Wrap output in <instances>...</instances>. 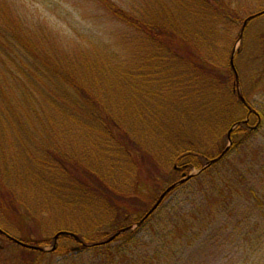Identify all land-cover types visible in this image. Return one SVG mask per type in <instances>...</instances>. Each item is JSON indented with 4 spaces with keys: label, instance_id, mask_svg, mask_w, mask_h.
Wrapping results in <instances>:
<instances>
[{
    "label": "trees",
    "instance_id": "1",
    "mask_svg": "<svg viewBox=\"0 0 264 264\" xmlns=\"http://www.w3.org/2000/svg\"><path fill=\"white\" fill-rule=\"evenodd\" d=\"M94 1L104 4L109 16L126 26L130 32L127 35L120 33L119 38L123 45L131 48V52L143 48L146 54L142 58L133 57L116 68L119 58L100 40L90 39L92 49L78 46L70 50L61 44L53 45L50 41H55L54 36L47 33L44 26H31V21L25 22L10 9L9 4L0 0V52L8 61L3 65L5 71L0 68V142H5L0 146L7 145L14 151L26 149L36 161L28 160L22 164V172L3 171L0 174V191L4 199L0 203V215L4 217L11 213L19 217L28 213L19 199L22 191L11 195L6 188L10 180L21 175L27 180L32 172L30 169L34 168L38 174L36 179H46L41 187L38 186L50 198L49 209L61 189L70 188L76 198L77 195L80 197V203L95 202L103 206L105 219L110 220L108 224L114 223L112 226L119 231L123 226L118 222L123 218H120L123 210L116 205V197L120 193L110 185L115 176L111 170L115 166L123 168L126 165L138 173L137 169L143 168L144 163L152 162L157 173L163 172L165 177L164 185L157 192L159 197L172 184L169 183L171 179L181 178L194 169L199 171L206 162L218 157L223 151L222 145L227 143L228 130L246 110L231 92V83L233 90L235 85L228 57L233 41L231 38L224 41L221 37L223 24L232 23L229 13L232 25L243 23L230 6L218 5L219 0H148L150 4L146 5L145 14L140 17L139 11L131 13L105 0ZM227 45L230 46L225 55ZM87 51L92 53L87 54ZM96 64L99 69L94 66ZM97 70L103 81L102 93L91 85L89 79V75L93 76ZM193 85H210L214 89L212 92L222 93L218 95L229 103L218 106L223 111L221 117L217 116L218 122L210 113L199 120H195L193 115L189 120L187 109L186 114L182 113L188 87ZM195 94L196 91L191 92L190 96ZM227 106L230 112L224 110ZM234 111L238 116L231 114ZM241 126L243 131L234 134L237 139L231 136L229 151L217 163L188 181L202 179L203 184L197 188L187 211L181 215L176 211V215L172 212L174 207L170 210L162 205L146 218L144 213L136 231L122 235L125 236L121 246L124 250L109 247L119 237L108 244L77 249L84 252L87 248L93 253L92 257L97 260L89 261L90 264H168L177 249L192 243L197 237L194 235L196 231L210 230L220 217L221 220L227 217L238 220L243 216L230 232L233 235L240 230L239 226L246 220L252 223L239 234L240 241L232 247L234 253H242L244 257L241 263L236 264H256L254 260L250 262L254 254H259L262 261L264 247L257 246H264V231L259 228L260 218L264 219V146L254 145L253 131ZM141 128L147 134H139L137 130ZM11 136L14 137L11 139ZM169 142H172L171 146ZM163 143L166 150L162 149ZM88 147L93 149L92 159L87 158ZM4 148H0V162L4 161L0 164L8 168L10 164L3 157ZM211 148L213 152L209 154ZM46 152L48 154L42 159L40 153ZM22 158L20 153L15 156L19 162ZM108 159L116 163H108ZM210 170L211 174L208 173ZM54 183L58 189L56 195L44 190L46 186L54 188ZM177 190L171 191L165 199ZM197 196L199 198H195ZM237 199L241 200L237 203L246 213L240 214L234 208L232 211L236 215L229 213L231 204ZM39 220L35 223L43 234L42 241L52 242L51 248L54 247L50 252L17 245L15 241L43 248L34 243L40 241L39 238H15L12 229L15 225L20 228L18 222L13 224L5 217L3 222L8 229L0 225V242L15 246L12 264H40L47 257H63L68 252L59 251L58 243L62 239L83 242L81 234L67 229L63 218L44 225ZM226 223L227 219L224 225ZM140 228L148 233V243L142 237L133 240L130 236L140 232ZM48 229L72 233L79 241L61 236L54 244ZM175 230L179 234H174ZM58 232L53 231V234ZM150 244L154 248L151 249ZM71 252L65 256V262L79 264L83 259L70 255ZM222 255L230 256L226 250Z\"/></svg>",
    "mask_w": 264,
    "mask_h": 264
},
{
    "label": "rangeland",
    "instance_id": "2",
    "mask_svg": "<svg viewBox=\"0 0 264 264\" xmlns=\"http://www.w3.org/2000/svg\"><path fill=\"white\" fill-rule=\"evenodd\" d=\"M1 1L6 5L9 4L8 6H11L10 9H12V11L17 16L25 19V22L27 21L29 23L31 21L29 23L31 26L33 24H41L44 26L45 31L54 36V42L49 40L53 45L58 44L59 46V44H61L65 48H70V50L75 48L77 49L78 46H85L84 48L88 49L91 48V46H89L90 39L91 41L100 40L103 45L108 46L111 49L112 54L120 59H118L119 63L116 65V68H119L120 63H123V61L132 60L133 57L142 58L146 54V51L143 48H137L131 52V48L125 46L126 44H122L123 41L120 40L118 35L120 33L127 35L130 31H128L124 24H121L114 17L111 18L109 16V14L104 9V4L100 5L94 0H45V3L42 5H31L28 7L22 6L23 0ZM105 1L111 2L114 6L124 8L131 13H134V10L136 12L139 11L138 15H140V17H143L145 14L143 10L146 5L150 4L148 0ZM218 5L224 7L230 6V10L234 13H237V15L242 18V22L247 17L264 11V0H219ZM233 7L238 8L241 11L238 12ZM229 18L231 19L232 23L231 25L228 23L223 24V32L221 33V37L224 38V41H227L229 38H231L233 41L231 43L228 64L230 67L231 58L234 57L232 59V63L235 65L237 70L238 86L236 90H233V85L231 83V92L233 91V94L236 98H238L237 92H240L251 109L256 111L261 116V118H264V15L248 22L241 42L238 44L236 43L240 35L239 33L242 23L238 22L232 25L233 20L230 13ZM177 21L179 22L180 20ZM229 46L230 45H227L225 48V55ZM234 46H236L237 49H235L234 56H232L235 48ZM213 48L215 49V47ZM91 53L92 51H87V54ZM2 55L3 54L0 52V68L2 71H5L3 65H5V63L8 64V61L2 57ZM94 66L97 68V64ZM97 69H99V67ZM99 73L100 71L97 70L93 76L89 75V79L91 85H95L94 88L98 90L99 93H102L101 89L104 87L103 81L98 75ZM193 87H188L192 90L188 89L189 92L187 94L186 100L183 102L182 113L186 114L187 109V111H189V120L191 119L192 115L195 120H199L203 117V115L210 113L211 117L215 118L214 121H217V116L221 117L222 111L219 110L218 106L229 104L225 102V98H223L222 95H218L222 93L212 92L214 89L210 88V85H193ZM208 89L209 94L207 96ZM194 91H196V94L194 97H191L190 93ZM197 92L199 93L197 94ZM224 110L227 111L228 106L225 107ZM230 111L231 110L227 112ZM234 113L235 111L231 114ZM235 115H237V113H235L234 116ZM245 116L246 110L241 112V115L239 116L240 118H237V122L244 120ZM256 122V118L252 117L250 119V127L254 128ZM256 127H258V125ZM201 129L203 131L205 130L204 124L201 125ZM246 129L249 130L248 127ZM255 129L253 131L254 138H252L253 144L264 146V119H262L259 127L256 130ZM232 130L233 131L230 135L237 139L238 136H235L234 134L243 131V127L240 125ZM137 132L139 134H147V131L143 130L142 128L137 130ZM229 132L230 130H228V133ZM13 137L14 136H11V139ZM156 140L158 143L160 142L158 139ZM2 142H4V140H2L0 143ZM169 143L171 146L172 142ZM227 145L228 143L223 144L221 150L226 148ZM3 147H5L3 150V157L7 158V162H9L10 167L7 168L3 164H0V174L4 173L3 171H10L14 174L15 172H22L23 167H21V165L25 164L26 161L31 160L32 162H36L26 149L14 151L7 145L0 146V148ZM166 147V144L163 143L162 149L166 150ZM86 151L90 155L89 156L87 154V158L92 159L91 156H93V149L88 147V149L86 148ZM237 151H239V149H237ZM237 151L234 150V152ZM211 152H213L212 148L209 151V154ZM18 153L23 155L21 162L15 159V156ZM40 154L43 156L42 159H44L48 153L46 152ZM1 157L2 155H0V158ZM29 157L31 158L29 159ZM3 162L4 161L2 160L0 163ZM7 162L5 161V163ZM107 162L116 163L110 159H108ZM97 166L100 167L102 165ZM154 168L155 166L152 167L151 162L148 164L144 163L143 168H138V173L131 167L127 168L126 165L123 166V168L117 165L115 168H113V170H111L115 173V176L113 177L110 185H112L113 188L120 193V196L116 197V205H119L118 207H121L123 210V212L120 213V218H123L118 221L119 223L123 224V226L119 230L130 227L129 231H127L128 233L130 231H136L137 227L144 219H142L144 216L143 214H146V212H148L152 207V203H155L154 201L158 197V189L162 188L164 185L165 177L163 172L157 173ZM33 169L34 168L30 169L32 172L29 171L30 174L27 180H25L26 178L21 175L16 180H10V184L7 183V188L4 187L11 195H16L17 193L19 194L22 191L19 199L25 206L24 209L28 212L27 214H21L20 217L16 214L14 215L13 213H11L10 216L9 214L8 216H5L7 219H11L13 224H16L15 222L19 223L20 228L15 225V227L12 229V234L15 236V238H18L19 236L22 239L25 237H31L35 239L39 238L40 241H36L34 243L37 246L43 247L41 249H43L44 252H46V250H48L47 252H50L52 242L45 240L42 241L43 234L41 233V229L37 230L38 226L35 222L36 220L40 219V224L44 225L45 222L52 223L55 220L58 222L60 218H63L66 222L67 229L81 234L83 240V242L80 240L81 243H73L69 240L62 239L60 243H58L59 251L70 253L73 248L75 249L82 246L91 247L94 244H101L117 232L112 226L114 223L108 224V222H110V220H108L109 218L105 219L106 215H104L105 210L103 206L98 203L96 204L95 202H87L84 204L80 203V197L77 195L76 198L74 192H72V189L70 188L65 190L61 189V193L57 195L58 198L56 199L57 196H55L53 200L54 205L51 203L53 207L49 209V206L47 205L50 203V198L47 195H44L40 189L41 183L46 179H36L38 174L35 173L36 169ZM197 172L198 171L194 169L191 170V173L189 174H196ZM208 173L211 174V170L208 171ZM189 174L183 175L182 178L187 177ZM180 179L181 178L179 177H174L169 183H177L181 181ZM184 184L177 187L178 190L171 193L166 199L163 198L158 207L162 205L163 207L166 205L168 209L174 207L172 212L177 211L178 215H181V213L187 211L190 208L191 202L194 200L193 196L195 195L197 188L199 185L203 184V182L202 179H200L198 181L191 180L185 185ZM44 190L46 192L51 191V194H54L58 189H56L54 183V188L51 185L46 186ZM133 190L135 192H133ZM24 198L26 199L24 200ZM195 198L199 197L197 196ZM88 199L91 200L90 198ZM3 200V195L0 191V203H2ZM237 201L241 200L237 199L233 202V204H231L229 213L236 215V213L232 211L233 208L240 214L246 213L245 210L242 209V206L239 204V202L237 203ZM59 213L62 215L60 216ZM125 215L127 218H125ZM5 217L0 215V225L2 228L4 226V228L8 229V226L6 224L4 225L3 222ZM241 217L243 218V216ZM241 217L238 220H241ZM225 219H227L226 225H224ZM225 219L221 220L220 217L219 220L213 223L210 230H207L203 233H201V231H196L194 235H197V237L192 241V243H190L189 246L182 245L179 249H177L175 252L176 254L170 257L172 260L169 259L168 264H195V262L196 264L241 263L244 260V257L241 256L242 253H234V249H232V247L236 244V241H240L239 234L242 233L246 227L252 223L249 220H246L243 225L239 226L238 229L240 230L236 231L232 235L230 232L239 221L233 217H227ZM260 219L262 222L259 228L264 231V219L262 217ZM32 221H34L33 225ZM105 223H107V226ZM145 230H147L146 227ZM48 231H50V236L52 238L54 236L53 231L58 232L56 229L53 231L48 229ZM183 232L184 231H182L181 234H183ZM123 234L124 232L118 236V240L114 242L111 241L112 243L110 242L111 244H109V247H118L120 250H124L125 248L121 247L125 240L123 239L125 238V236H122ZM174 234H179V231L175 230ZM217 234L218 236H215ZM130 236L133 240L140 239L142 237L145 242L148 243L150 241L148 233L142 228H140V232H136ZM152 245L153 244H150L151 249L154 248ZM245 246H247V243ZM14 247V245H7L3 242H0V264H12V261L15 260V256H13L15 253ZM257 247L263 248L264 246L258 245ZM225 250L227 251L228 255H230L227 256V258L223 257L222 255ZM74 251H72L70 255H73L77 258L81 257L83 259L81 262H78L79 264H83L82 262H85V264H90L89 261L93 260L94 262L97 260L94 256L92 257L93 253L87 248L84 252H80L79 250L77 252ZM67 254L65 256L68 257ZM258 255L259 254L252 255L250 262L254 260L256 264H264V259L261 261L260 256ZM65 256H54L51 257V259L47 257L46 259L41 260L40 264H67L65 262L67 257Z\"/></svg>",
    "mask_w": 264,
    "mask_h": 264
},
{
    "label": "water",
    "instance_id": "3",
    "mask_svg": "<svg viewBox=\"0 0 264 264\" xmlns=\"http://www.w3.org/2000/svg\"><path fill=\"white\" fill-rule=\"evenodd\" d=\"M262 14H264V12H262V13L256 15V16H259V15H262ZM256 16H252V17L246 19V21H245L244 24H243V27L245 26V24H246L248 21H250L251 19L255 18ZM241 32H242V30H241ZM240 40H241V35H240V37H239V39H238V42H239ZM234 53H235V48H234V51H233V55H232V56H234ZM232 59H233V57L231 58L230 65H231V67H232V69H233V63H232L233 61H232ZM239 99H240V101H241L243 104H245L244 99H243L240 95H239ZM244 124H245V123H244ZM235 126H236V125H234L233 128H234ZM230 132H231V130H230ZM230 132H229V134H230ZM228 140H229V135H228ZM228 149H229L228 147L225 148L224 151H223V153L221 154V156H219V157H217V158H215V159H212V160L208 161V162L206 163L205 167H203V169H202L201 171H199L198 173H201V172L204 171L205 169L209 168L212 164L217 163V162L221 159L222 155L225 154V153L228 151ZM194 176H195V175H193V174L188 175L187 177L181 179V181H179V182H177V183H174L173 185H171L170 187H168V188L166 189V191H165L164 193H162V195H161L160 198L158 199V201H157L155 207L161 202V200L163 199V197H164L168 192H170L171 190H173V189L179 187L180 185L184 184L185 182H187L188 180H190V179L193 178ZM155 207H154V208H155ZM122 232H123V231H119L116 235H114L113 237H111L107 242L112 241L117 235H119V234L122 233ZM63 235H70V234H67V233H64V232H60V233H58V234L54 237V239H57L59 236H63ZM71 236H72V235H71ZM20 245L23 246V247H25V248L36 249V248H34V247L25 246V245H23V244H20Z\"/></svg>",
    "mask_w": 264,
    "mask_h": 264
},
{
    "label": "snow or ice",
    "instance_id": "4",
    "mask_svg": "<svg viewBox=\"0 0 264 264\" xmlns=\"http://www.w3.org/2000/svg\"><path fill=\"white\" fill-rule=\"evenodd\" d=\"M28 2L31 4V5H42L45 3V0H28Z\"/></svg>",
    "mask_w": 264,
    "mask_h": 264
},
{
    "label": "clouds",
    "instance_id": "5",
    "mask_svg": "<svg viewBox=\"0 0 264 264\" xmlns=\"http://www.w3.org/2000/svg\"><path fill=\"white\" fill-rule=\"evenodd\" d=\"M24 7L31 6V4L28 3V0H23V5Z\"/></svg>",
    "mask_w": 264,
    "mask_h": 264
}]
</instances>
